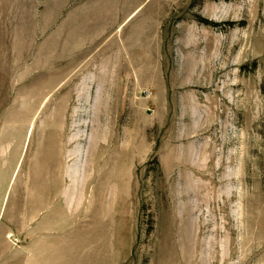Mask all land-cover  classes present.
<instances>
[{
  "label": "rangeland",
  "instance_id": "1",
  "mask_svg": "<svg viewBox=\"0 0 264 264\" xmlns=\"http://www.w3.org/2000/svg\"><path fill=\"white\" fill-rule=\"evenodd\" d=\"M0 163V264H264V0H0Z\"/></svg>",
  "mask_w": 264,
  "mask_h": 264
},
{
  "label": "crops",
  "instance_id": "2",
  "mask_svg": "<svg viewBox=\"0 0 264 264\" xmlns=\"http://www.w3.org/2000/svg\"><path fill=\"white\" fill-rule=\"evenodd\" d=\"M12 166H10V168L8 169V166L5 165L3 163H0V175L4 172L6 175H5V179L3 180V183L1 185V197H0V209L2 210V207H3V202H4V193L6 191V184H7V181H8V172L12 173ZM4 217V214L2 215ZM7 219V218H5Z\"/></svg>",
  "mask_w": 264,
  "mask_h": 264
}]
</instances>
